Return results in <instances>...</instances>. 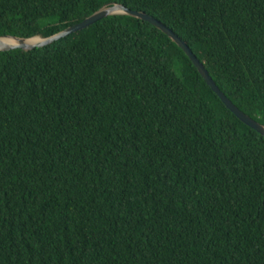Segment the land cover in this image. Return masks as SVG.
I'll return each instance as SVG.
<instances>
[{"label": "trees", "instance_id": "obj_1", "mask_svg": "<svg viewBox=\"0 0 264 264\" xmlns=\"http://www.w3.org/2000/svg\"><path fill=\"white\" fill-rule=\"evenodd\" d=\"M113 3L264 125V0H0V35ZM0 264H264V136L128 14L0 51Z\"/></svg>", "mask_w": 264, "mask_h": 264}, {"label": "water", "instance_id": "obj_2", "mask_svg": "<svg viewBox=\"0 0 264 264\" xmlns=\"http://www.w3.org/2000/svg\"><path fill=\"white\" fill-rule=\"evenodd\" d=\"M115 14H128L143 20H146L150 22L151 24L155 25L159 29H161L164 33H166L174 42H176L179 47H181L184 52L187 54V56L190 58V60L193 62V64L197 67L199 70L200 75L203 77V79L206 81L207 85L212 89V91L219 97V99L224 103V105L245 125L248 127L254 129L256 132L264 136V125L260 124L259 122L255 121L251 117H249L247 114L242 112L238 107H236L227 97L226 95L220 90V88L217 86L215 81L210 76L207 68L205 67L204 62H202L196 54L193 52V50L190 48L188 43L181 39L171 28L166 26L163 22L158 20L157 18L138 10H132L128 7H126L123 4L120 3H113L108 4L105 7L99 9L98 11L94 12L92 15L85 18L83 21L76 23L74 25H71L53 35L42 37V36H33L29 38L24 37H18L13 35H0V41L1 38L4 37H11L16 39L18 42L17 44L13 45H7V44H0V51H7L12 49L21 48L23 50H32L36 47H44L46 45H49L53 43L54 41H57L59 39H62L74 32H78L96 21L105 18L110 15ZM33 40L32 42H29Z\"/></svg>", "mask_w": 264, "mask_h": 264}, {"label": "bare ground", "instance_id": "obj_3", "mask_svg": "<svg viewBox=\"0 0 264 264\" xmlns=\"http://www.w3.org/2000/svg\"><path fill=\"white\" fill-rule=\"evenodd\" d=\"M33 40L29 41L32 42ZM17 40L11 37H4L1 38L0 44H7V45H13V44H17Z\"/></svg>", "mask_w": 264, "mask_h": 264}]
</instances>
